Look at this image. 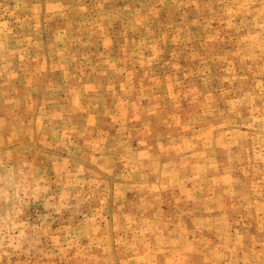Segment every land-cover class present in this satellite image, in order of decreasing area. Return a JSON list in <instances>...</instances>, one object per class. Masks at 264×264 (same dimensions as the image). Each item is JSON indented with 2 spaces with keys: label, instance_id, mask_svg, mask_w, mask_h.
Wrapping results in <instances>:
<instances>
[{
  "label": "rangeland",
  "instance_id": "obj_1",
  "mask_svg": "<svg viewBox=\"0 0 264 264\" xmlns=\"http://www.w3.org/2000/svg\"><path fill=\"white\" fill-rule=\"evenodd\" d=\"M0 264H264V0H0Z\"/></svg>",
  "mask_w": 264,
  "mask_h": 264
}]
</instances>
